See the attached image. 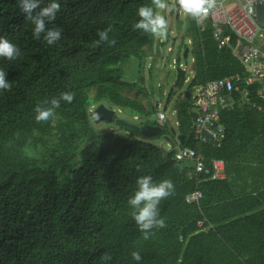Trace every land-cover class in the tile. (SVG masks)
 I'll return each instance as SVG.
<instances>
[{
  "label": "trees",
  "instance_id": "16d2710c",
  "mask_svg": "<svg viewBox=\"0 0 264 264\" xmlns=\"http://www.w3.org/2000/svg\"><path fill=\"white\" fill-rule=\"evenodd\" d=\"M59 3L54 24L62 37L46 46L32 38L18 0H0V36L21 49L15 61L0 58V68L11 81L10 90L0 92V264H105V253L111 256L108 264H135L133 251L140 252V264H264V210L251 213L264 206V189L249 199L234 196L228 179L197 186L187 179L188 167L176 162L171 151L151 143L165 134V127L154 138L126 127L121 130L135 138L75 127L88 123L89 108L104 101L135 116L149 115L142 103L122 95L141 80L123 81L121 67L132 57L141 61L144 48L156 40L132 27L138 7L152 0ZM189 19L196 36L195 77L176 110L179 132L185 136V147L197 148L195 101L207 82L235 77L234 109L221 115L226 129L222 148L198 147L208 159L225 161L227 171L242 152L264 140V115L241 100L249 76L241 60L232 49L218 48L210 26L200 34L195 20ZM109 27V40L115 43L97 44V30ZM231 44H236L235 37ZM178 80L183 87L185 71L179 70ZM66 91L74 94L71 103L61 101L48 121L34 119L36 105ZM250 91L251 100L264 106L261 86L257 83ZM53 131L67 146L76 137L86 138L79 165L57 160L42 167L25 156L36 132ZM259 171L264 174L262 162ZM142 175L154 181L171 179L175 187L159 205L166 226L148 238L138 231L127 204ZM196 189L204 196L200 207L186 203V196Z\"/></svg>",
  "mask_w": 264,
  "mask_h": 264
},
{
  "label": "rangeland",
  "instance_id": "374dc122",
  "mask_svg": "<svg viewBox=\"0 0 264 264\" xmlns=\"http://www.w3.org/2000/svg\"><path fill=\"white\" fill-rule=\"evenodd\" d=\"M177 4V0H175ZM169 7L167 9H160L159 14H166L165 17L167 23V38L160 40L156 38L154 44L147 50H143V54L139 59L132 57L127 60L124 64L125 75L123 79L127 82H132L133 79L137 82L139 79L140 83L137 82V88L133 90H123L122 95L136 99L138 102L145 105L149 115L142 116V119H135V113L131 111L122 110L108 101L101 102L100 104L91 106L88 110V123L78 122L75 127L81 130H88V128L93 131L103 132L111 131L118 134H123L128 138H135L132 135L121 130V127L116 125V120H124L128 123L138 125L142 127L147 120L151 124H155L158 121V112L165 113L167 119L163 126L167 129L165 134L160 135L159 138L152 140V144L158 148L163 149L166 152L170 151V146L173 144L174 136L172 129L179 132L178 124H176L177 113L176 110L178 106L185 100V91L189 84L185 82L183 87L178 86V74L179 70H176L173 66V61L177 60L178 63L184 62L190 67L191 70L195 71V65H190L191 58L193 57L192 47L196 43V36L191 29L189 17L185 19L178 7H175L174 0H167L166 2ZM192 41L193 45L190 46L189 41ZM185 46L190 49L188 57L184 58L186 51ZM259 47L261 51H264V39L263 36L259 38ZM141 64V66H139ZM189 69V70H190ZM187 73V72H186ZM135 77V78H134ZM143 77V80L141 78ZM199 89L201 86L198 87ZM91 96L95 95V90L90 91ZM155 103H159V109H156ZM99 106H105L109 110L115 112L114 120L109 122L96 123L93 119V113ZM147 119V120H146ZM60 120L57 119L55 126ZM145 126V125H144ZM60 133L58 131H53L49 134H42L36 132L27 148L24 150V154L29 159L34 161V165L45 167L49 163L54 161H62L66 164L74 163L79 165L80 163V153L85 147V137H76L74 144L67 146L61 141ZM72 146V147H70ZM247 159L255 161L257 164L261 165L264 163V140L258 141L255 145H252L247 152H242L241 155L235 159L228 166V172H234L239 178L242 173H246L247 169L242 168V159ZM255 166V165H254ZM256 171L258 166H255ZM230 169V170H229ZM243 170V171H242ZM248 171V172H256ZM259 177L262 178L263 182L261 186L257 189H264V174L260 171L258 172ZM258 177V176H257ZM237 182L244 180L239 179ZM256 191V190H255ZM239 194V193H238Z\"/></svg>",
  "mask_w": 264,
  "mask_h": 264
},
{
  "label": "built area",
  "instance_id": "2783aa9c",
  "mask_svg": "<svg viewBox=\"0 0 264 264\" xmlns=\"http://www.w3.org/2000/svg\"><path fill=\"white\" fill-rule=\"evenodd\" d=\"M214 3L215 7L205 13L204 19L195 20L199 33H204L210 26L213 39L220 50L228 48L234 37L239 46L248 47V51L244 52L241 58L249 73L244 80L241 100L249 110L264 115V106L250 98L251 88L264 78V54L259 47V38L262 37L264 29L259 26L256 18V5L264 3V0H214ZM258 61L261 62L255 64ZM173 66L176 70L187 72L186 83L192 82L194 75L188 65L174 60ZM234 91V77L207 82L192 109L193 133L197 148L181 146L177 136L170 146L173 159L188 167L187 179L196 181L197 186L207 180L226 179V162L215 158L208 159L198 147L211 145L216 150L222 148L226 129L221 115L222 112L234 108L235 101L232 96ZM155 107L159 109L160 104L156 103ZM157 118L160 124L167 119L163 112H158ZM203 197V192L196 189L186 196V203L200 207ZM199 226H202V223Z\"/></svg>",
  "mask_w": 264,
  "mask_h": 264
},
{
  "label": "clouds",
  "instance_id": "9594fccd",
  "mask_svg": "<svg viewBox=\"0 0 264 264\" xmlns=\"http://www.w3.org/2000/svg\"><path fill=\"white\" fill-rule=\"evenodd\" d=\"M20 12L25 20L31 25V35L34 40L42 41L46 46L55 45L62 37V30L54 24L58 13L61 11L59 0H18ZM169 5L165 0H152L150 5H141L137 9L138 19L132 25L134 30L149 34L153 38L164 40L167 38V23L165 17L157 11L167 9ZM176 7L196 21L205 18V13L215 7L214 0H177ZM109 28L98 29L97 44L108 42ZM21 56L19 46L4 36H0V58L15 61ZM8 73L0 68V92L10 90L11 81L7 79ZM74 94L70 91L61 92L58 97L54 96L38 104L34 108V119L37 122L48 121L56 114L61 101L71 103ZM134 192L127 200L130 208V216L138 231L144 238H148L153 230L163 229L166 224L160 215L159 205L162 200L170 197L175 190L171 179L154 181L151 175H142L136 180ZM135 264H140L142 256L139 251L131 252ZM101 259L108 264L111 256L105 253Z\"/></svg>",
  "mask_w": 264,
  "mask_h": 264
},
{
  "label": "crops",
  "instance_id": "0c3cea01",
  "mask_svg": "<svg viewBox=\"0 0 264 264\" xmlns=\"http://www.w3.org/2000/svg\"><path fill=\"white\" fill-rule=\"evenodd\" d=\"M165 2H167V1H165ZM174 3H175V7H176V2H175V0H174ZM157 11H160V9H158ZM182 14H184V13H182ZM164 17H167V15L166 14H164ZM185 17V19L186 18H188V16L186 15V16H184ZM262 36H263V39H264V33L262 34ZM191 42V43H190ZM189 44H190V46H192V41L190 40L189 41ZM151 46H147V47H145L144 48V50H147L148 48H150ZM188 48V47H187ZM228 48H230V49H232V51L234 52V55L236 56V57H238L240 60H241V58H242V56H243V54H244V52H246V47L245 46H239L238 45V43H237V39H236V44L235 45H232V44H230V46L228 47ZM190 50V49H189ZM263 52V54H264V51H262ZM188 57V56H187ZM140 61V60H139ZM261 61H263V60H261ZM260 61V62H261ZM194 62H195V59H194V57H192L191 58V62H190V65H193L194 66ZM259 61L258 62H255V64H259L260 63ZM181 63H184V62H181ZM241 63H242V60H241ZM141 64L142 63H140V65L139 66H141ZM189 67V66H188ZM123 70H124V72H125V69H124V65H122V67H121ZM189 69H190V67H189ZM190 71H192L193 72V75H194V77H195V71L194 70H191L190 69ZM186 73V72H185ZM124 75H125V73H124ZM186 76H187V73H186ZM124 77V76H123ZM135 78V77H134ZM235 78V77H234ZM235 80H236V78H235ZM123 81H125L124 79H123ZM125 82H127V81H125ZM128 83H136L135 81H134V79H133V81L132 82H128ZM257 84V83H256ZM258 84L261 86V93L262 94H264V78H262L259 82H258ZM129 98V97H128ZM132 99V98H131ZM156 104V103H155ZM159 104V103H158ZM145 106V105H144ZM155 107V106H154ZM156 108V107H155ZM234 109V108H233ZM232 110V109H231ZM149 113V112H148ZM135 119H142L143 117H139V116H135L134 117ZM147 120V119H146ZM166 121V120H165ZM164 121V122H165ZM163 122V123H164ZM158 125V126H161V127H164L163 126V124H160L158 121L157 122H155V124H151L150 123V121L149 120H147L146 121V123L145 124H142L143 126L144 125ZM176 124H178V121L176 122ZM178 130H179V124H178ZM172 131H175L174 129H172ZM176 132V131H175ZM179 135H181L180 134V132H178V133H176V134H173V136H174V139H175V136H179ZM179 140V139H178ZM173 141H175V140H173ZM152 143V142H151ZM175 143V142H174ZM241 163H242V165H241V167L242 168H245V166H246V173H242V175L241 176H244V177H241V178H239V177H237L236 175H235V173L234 172H228V176H226V179H224V180H227L228 179V181L229 182H231V184H232V188H233V193H234V196H236L237 198H249V199H251V198H253L254 196H256L257 195V189L256 188H258L259 186H261V183L263 182V180H262V178L261 177H259V175H258V172L259 171H256V167L255 166H258L257 167V170L260 168V165L259 164H257L255 161H253V160H250V158L248 157V160L247 159H245V157H244V159H242V161H241ZM255 165V166H254ZM228 170V169H227ZM230 170V169H229ZM243 171V170H242ZM248 171H256V172H248ZM226 174H227V171H226ZM258 176V177H257ZM238 178L239 179H243L244 178V180L243 181H241V182H237V180H238ZM223 180V181H224ZM256 190V191H255ZM239 193V194H238ZM262 210H264V206H258L256 209H254V211H252L251 213H258V212H260V211H262ZM250 213V214H251Z\"/></svg>",
  "mask_w": 264,
  "mask_h": 264
},
{
  "label": "water",
  "instance_id": "95a60500",
  "mask_svg": "<svg viewBox=\"0 0 264 264\" xmlns=\"http://www.w3.org/2000/svg\"><path fill=\"white\" fill-rule=\"evenodd\" d=\"M256 18L259 26L264 29V3H258L256 5ZM248 51V47L245 49ZM189 48L186 49L184 58H186L189 54ZM143 80V77L141 78ZM189 97V92H187V98ZM115 112L113 110L107 109L105 106H99L93 113V119L96 123L101 122H109L111 123L114 120ZM116 125L120 127H126L132 129L136 132H140L146 138H154L160 135L163 132V128L158 125H145L143 127L128 123L124 120H116ZM173 134H176L175 131H172ZM179 143L181 146H185V136L179 135L178 136Z\"/></svg>",
  "mask_w": 264,
  "mask_h": 264
}]
</instances>
